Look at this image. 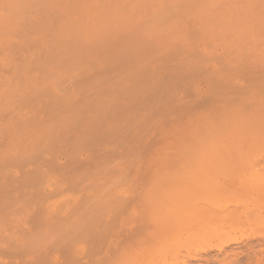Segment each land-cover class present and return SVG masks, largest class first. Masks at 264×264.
<instances>
[{
    "label": "rangeland",
    "instance_id": "374dc122",
    "mask_svg": "<svg viewBox=\"0 0 264 264\" xmlns=\"http://www.w3.org/2000/svg\"><path fill=\"white\" fill-rule=\"evenodd\" d=\"M0 264H264V0H0Z\"/></svg>",
    "mask_w": 264,
    "mask_h": 264
},
{
    "label": "bare ground",
    "instance_id": "6f19581e",
    "mask_svg": "<svg viewBox=\"0 0 264 264\" xmlns=\"http://www.w3.org/2000/svg\"><path fill=\"white\" fill-rule=\"evenodd\" d=\"M71 78L72 79H74V80H76L78 77L77 76H74L73 77V75L71 76ZM80 80V79H79ZM144 91V90H143ZM143 91H142V93H143ZM87 92V89H84L83 87L81 88V89H79V92L78 93H86ZM140 93H141V91H139ZM57 132V131H56ZM90 132V131H89ZM72 134V133H71ZM69 137H71V135L69 136ZM72 137H73V134H72ZM69 140H71L70 138H69ZM74 140V139H73ZM73 140H72V142H73ZM42 151V150H41ZM213 248H215L216 249V252L217 253H221L223 250H224V248H223V246L222 245H216L215 247L214 246H210L208 249H206L205 251H204V253L205 254H208L209 253V251L211 250V249H213Z\"/></svg>",
    "mask_w": 264,
    "mask_h": 264
}]
</instances>
